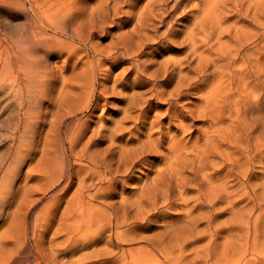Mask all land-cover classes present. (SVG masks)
<instances>
[{"label":"bare ground","instance_id":"bare-ground-1","mask_svg":"<svg viewBox=\"0 0 264 264\" xmlns=\"http://www.w3.org/2000/svg\"><path fill=\"white\" fill-rule=\"evenodd\" d=\"M4 11L23 22L0 25V264L157 252L165 264L264 263V0H0ZM127 20L129 32L94 42ZM51 58L69 79L45 70ZM136 87L99 127L106 95ZM150 94L168 105L155 118ZM139 164L153 173L143 183Z\"/></svg>","mask_w":264,"mask_h":264},{"label":"rangeland","instance_id":"rangeland-1","mask_svg":"<svg viewBox=\"0 0 264 264\" xmlns=\"http://www.w3.org/2000/svg\"><path fill=\"white\" fill-rule=\"evenodd\" d=\"M126 21L125 19H122L120 22H124ZM22 20L20 18V16L16 15V14H13V13H8L6 11L2 12L1 15H0V25L2 26V30H7V32L9 33H12V34H16L20 29H21V24H22ZM135 25V22L134 21H130L128 22L127 20V24L125 27L119 29V27H115L116 25H113L114 27H112V29L109 31L110 33H107L108 35L106 36H97L95 39H94V42L96 43H99V45L101 47H104V46H107L113 39V34L120 32L121 33H127L129 32L133 26ZM165 46V45H164ZM163 47V46H162ZM161 46L160 45H157V44H153V47L151 48V50H158L160 49ZM171 51L174 52L176 51L175 49L171 48ZM57 59L55 58H51V60H49V62L46 64V71L50 72V71H59L60 73L63 72L66 76V78L69 79V77L71 76V73L69 71V67L68 68H64L62 64H59V67H55L58 62H56ZM159 60L162 61L163 59L161 57H159ZM127 64L128 63H125L122 67H120L119 69H116L114 70V72L112 74H119L121 73V70L122 68H126L127 67ZM156 69V67H155ZM101 74H102V71L100 70L98 72V77L101 78ZM113 82L112 80L109 81L108 83V86H112ZM58 88H60L61 84L59 82V84L57 85ZM173 88V86L170 85L169 89L168 90H171ZM145 89H140V88H137L132 91L130 89H123L122 92H121V88L118 89V93H115V94H108L106 95V100L105 101H102L101 102V109L98 111V115H100L102 121L100 122V126H104L106 127L105 125H112V124H115L117 122L118 119H120L122 116H123V111H124V108H126V105L127 103L124 102V98H123V95L126 94V95H130L132 94L133 92L137 93V92H144ZM56 92H54V94H56ZM151 94L148 95L147 98H149L151 100V118H155L157 116H159L160 114H164L166 112V110L168 109V105H167V101H160L159 103H157L155 101L154 98H150ZM167 96V95H166ZM166 96L164 99H166ZM192 98V96H191ZM6 100V94L2 93L0 91V107L2 106L3 102ZM192 100V99H191ZM157 110V111H156ZM1 114V112H0ZM162 116V119L164 118V115H161ZM5 116L2 117V122L3 121H6L7 119H3L5 118ZM82 117V116H81ZM164 126H167V121L166 122H163ZM131 126V125H129ZM199 127H203L204 124H200L198 125ZM204 128V127H203ZM5 128L2 129L1 127V124H0V140H4L5 138L3 137L2 135V132ZM128 135H126L125 139H123V141H127ZM122 141V144L124 143ZM108 145V144H106ZM102 146H105V144H102ZM3 151V147H1L0 145V154H2ZM143 164H139L137 169L134 170V175L135 177H140L142 180L140 183H143V179H146V177H149V173H151L152 169L149 168V167H146L145 165L142 166ZM27 174V168L23 167L21 169V175L22 177L24 178ZM139 175V176H138ZM153 175V173H151V176ZM260 175V174H259ZM264 179V178H263ZM262 179V181H263ZM248 183V181H247ZM240 184L242 185H245L247 186V184L245 183V181L243 179H241L240 181ZM138 187V185H137ZM244 189V188H243ZM243 189L241 190L242 192H240L241 195H243L244 191ZM250 190V189H249ZM263 190H260V193H262ZM249 203H251L250 200H248ZM247 202L243 203V204H240L239 207H242L244 205H246ZM175 215V214H173ZM231 217V213L229 212H226L224 215H223V219L224 220H228L229 218ZM162 224H157L156 225V228H152L149 230V232H146L145 235L147 236H150V235H153L155 232H160L162 230ZM140 245L136 246V247H139ZM134 245H129V246H126L125 249H131L133 248ZM135 247V248H136ZM143 247V246H142ZM147 248V247H145ZM149 248V247H148ZM151 251V250H150ZM152 252V251H151ZM154 253V252H152ZM144 264H165V260H164V256L160 253H154V255H150V257H144ZM177 258V256H176ZM264 264V263H263Z\"/></svg>","mask_w":264,"mask_h":264}]
</instances>
